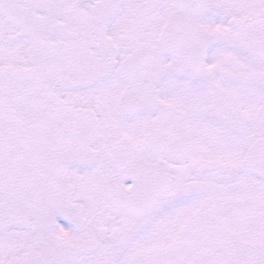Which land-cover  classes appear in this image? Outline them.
<instances>
[{
	"label": "snow or ice",
	"instance_id": "6c2138e0",
	"mask_svg": "<svg viewBox=\"0 0 264 264\" xmlns=\"http://www.w3.org/2000/svg\"><path fill=\"white\" fill-rule=\"evenodd\" d=\"M0 264H264V0H0Z\"/></svg>",
	"mask_w": 264,
	"mask_h": 264
}]
</instances>
